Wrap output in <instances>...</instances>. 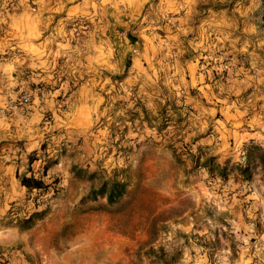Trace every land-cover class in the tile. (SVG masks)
Instances as JSON below:
<instances>
[{"label": "rangeland", "instance_id": "374dc122", "mask_svg": "<svg viewBox=\"0 0 264 264\" xmlns=\"http://www.w3.org/2000/svg\"><path fill=\"white\" fill-rule=\"evenodd\" d=\"M129 15L128 7L100 1L69 14L64 35L80 50L20 86L16 97L26 93L29 106L42 108L39 125L67 113L77 87L100 103L74 138L83 156L70 165L69 181L50 171L65 140L45 136L56 157L42 178L49 187L1 205L0 253L16 264H264L259 168L246 181L234 169L222 179L202 166L208 156L228 168L242 163L248 141L264 149V0H147ZM184 59L194 62L190 75ZM91 65L66 78L71 66ZM61 82L52 95L57 110L42 107ZM112 180L124 184L115 202L89 196ZM40 209L28 228L18 227Z\"/></svg>", "mask_w": 264, "mask_h": 264}, {"label": "crops", "instance_id": "0c3cea01", "mask_svg": "<svg viewBox=\"0 0 264 264\" xmlns=\"http://www.w3.org/2000/svg\"><path fill=\"white\" fill-rule=\"evenodd\" d=\"M99 1L111 10L121 5L128 7L131 13L130 19L140 13L147 0ZM99 1L31 0L29 3L28 0H13L11 4H8L4 0H0V107H4L14 100L21 85L48 76V67L59 55L70 51L71 54H74L76 49L80 50L79 46L70 47L68 38L64 35L63 25L69 18V14L89 12L91 8L94 9L99 4ZM65 14L68 15L64 16ZM87 34L92 36L89 31ZM98 46L97 44V47L94 48L97 49ZM103 55L104 62H106L110 53ZM184 60L185 64L181 68L187 71V75H190L193 72L194 62ZM94 66L91 65L89 68L84 66L82 69L78 66H71L67 70L66 78L69 80L77 78L80 74L87 73V70L92 71ZM101 67L106 69L108 64L105 63V66ZM177 67L176 62V70ZM23 69L28 71L27 75L22 74ZM91 76L92 74H87V79L90 80L87 84L89 88H94ZM63 85L65 83L61 82L50 96L45 97V104L42 107L52 108L53 111L57 110L54 108L56 101L53 100L52 95ZM88 93L85 88L77 87L73 90L69 94L68 112L64 115L56 114L47 125L38 124L41 117L39 110L42 108L39 109L35 105L28 107L27 114H32L29 117L23 114L24 110L21 106H16L14 109L6 111L4 115H0V207L1 205L2 208L7 206L6 203L9 201H16L15 203L18 204L23 201L27 192L15 178V171L19 173L26 167V155L33 150L38 152L40 144L43 143L47 135H49L50 141L60 136L66 142L64 153L59 155L57 164L54 165L56 167L50 171H60L65 175V180L71 179L69 176L70 165L81 162L83 156V154L75 152L74 138L88 127V123L93 119V114L98 110L100 103L94 102L97 98L90 97L87 95ZM29 108L32 110L30 111ZM45 144L47 155H53L55 151L53 145L48 142ZM16 146L19 149L17 156L9 153ZM16 157L19 158L18 161L15 160ZM42 163L43 157L41 156L33 160L29 167L31 171L36 172ZM48 171L49 169L46 171L47 174ZM22 205H27V203ZM17 262L18 259L11 254L7 264H16Z\"/></svg>", "mask_w": 264, "mask_h": 264}, {"label": "trees", "instance_id": "16d2710c", "mask_svg": "<svg viewBox=\"0 0 264 264\" xmlns=\"http://www.w3.org/2000/svg\"><path fill=\"white\" fill-rule=\"evenodd\" d=\"M127 39L130 43L135 41L133 36L126 34ZM129 65V59L125 60V66ZM39 151H30L26 155V167L19 173L15 171V178L18 183L25 187L26 192L31 193L33 190L45 192L49 187L48 183H45L41 178L35 176V171H31L30 163L38 157H43L45 160L42 163V173L46 174V171L56 163V157L48 156L45 152V145L41 143ZM242 163L232 164V167L228 168L226 164L218 165L213 163V157L208 156L202 163L209 172H216L220 178L225 179L228 172L233 169L243 180H249L251 177V171L253 168H259L262 178L264 179V149L258 144L248 141L242 144ZM38 153V155H36ZM53 181H56L55 179ZM57 191V188H53V193ZM124 191V184L119 181L112 180L108 185L102 183L97 189H91L89 196L94 198L96 196H105L107 203H113L120 197ZM35 193V192H34ZM44 209L32 211L26 217L20 219L17 224L20 229L28 228L34 221V219L40 218Z\"/></svg>", "mask_w": 264, "mask_h": 264}, {"label": "built area", "instance_id": "2783aa9c", "mask_svg": "<svg viewBox=\"0 0 264 264\" xmlns=\"http://www.w3.org/2000/svg\"><path fill=\"white\" fill-rule=\"evenodd\" d=\"M29 95L26 93H20L13 101L10 103L6 104L4 107H0V115H4L6 111H10L14 109L16 106H21L23 110L29 106ZM35 176L38 178H43L45 177V174L42 173V169L40 168L35 172ZM38 196L39 191L33 190ZM0 260L3 261V264H7V257L5 254L0 253ZM5 262V263H4Z\"/></svg>", "mask_w": 264, "mask_h": 264}]
</instances>
